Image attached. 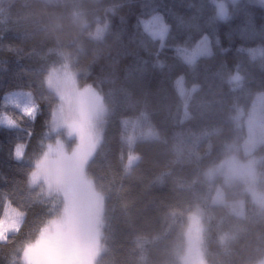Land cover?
<instances>
[{
  "label": "trees",
  "instance_id": "trees-1",
  "mask_svg": "<svg viewBox=\"0 0 264 264\" xmlns=\"http://www.w3.org/2000/svg\"><path fill=\"white\" fill-rule=\"evenodd\" d=\"M156 15L168 27L163 41L143 27ZM96 25L107 27V36L91 48L88 33ZM69 31L77 37L71 44ZM204 38L210 52L198 57ZM259 50L262 56L254 57ZM66 61L80 86L91 83L102 92L107 109L102 143L87 169L103 194L99 225L72 252L75 245L65 239L76 227L58 241L51 232L40 240L62 202L30 184L55 139L49 132L60 99L45 78ZM180 79L196 88L187 106ZM16 92L35 97L34 119L5 102ZM262 94L264 0H241L223 22L212 0H23V6L0 0V117L15 124L0 127V217L9 202L26 213L19 233L0 241V264H22L25 255L34 264L51 252L57 264H183L189 217L197 211L206 264H264V210L239 187L225 192L226 204L214 205L218 183L207 176L245 140L237 116ZM136 122L154 134L129 145L127 124ZM19 147L25 148L21 160ZM257 154V187L264 192V144ZM239 201L244 218L232 211Z\"/></svg>",
  "mask_w": 264,
  "mask_h": 264
},
{
  "label": "rangeland",
  "instance_id": "rangeland-1",
  "mask_svg": "<svg viewBox=\"0 0 264 264\" xmlns=\"http://www.w3.org/2000/svg\"><path fill=\"white\" fill-rule=\"evenodd\" d=\"M212 1L217 5L220 21L223 22L229 19L232 7H235L241 0ZM143 27L151 37L159 41L164 40L168 31V27L160 15L143 21ZM106 28L105 26L101 27L99 31L100 37H103ZM88 40L91 48H93L100 39L94 41L88 37ZM209 47H211L209 39L204 38L196 47L194 53L198 57L208 55L210 52ZM262 53L263 51L259 50L255 51L253 55L254 57H259L262 56ZM90 55H87L79 62L80 68L88 64ZM184 57L186 58L185 55ZM65 67L78 77V71L72 69L70 65H64L52 71L59 72ZM49 82H52L51 79ZM96 89L103 97L102 92L98 88ZM195 90L196 88H190L184 79L178 81V91L186 106ZM26 94L27 92L8 94L5 96V102L24 113L23 106L18 108L10 101L17 97H24ZM31 99L35 101V97L32 94ZM37 114L38 111L36 116ZM105 118L106 113L100 115L99 118L96 117L86 96L78 98L71 106H64L59 100L53 111V121L49 132V135L54 136L55 139L48 145L46 159L40 166L37 165L31 177L32 180L36 181L32 185L40 186L45 196H58L59 201L62 202V213L57 218L61 221L60 226L51 231L53 240H60L65 233H68L71 227H76L81 231V235L77 237L74 232L76 231L75 228L72 235L65 239L66 243L70 241L69 243L75 245V248L69 246V252L76 250V247L80 246L82 241H84L83 235L90 237L87 235L89 228L92 229L99 225L97 218L99 215L101 216L99 204L103 205L101 203L103 194H101L100 189H97V185L89 176L87 169L102 143ZM237 120L238 122L242 120L244 132L246 133L245 140L240 144V147L229 149L220 164L207 172L209 180L211 182L217 181L218 183L213 203L214 205L226 204L225 192L227 190L234 191L236 187H239L259 209L264 210V192L259 191L257 187L260 180L259 165L261 162V157L257 153L264 144V94L257 98L250 111L245 114L240 112ZM14 126V122L8 116L0 117V127L12 128ZM127 126L129 127V145H133L137 139L149 138L154 134L149 129H141L139 122L128 123ZM24 151V147L17 148V160H21ZM135 159L133 157L131 161H135ZM53 189L58 190L53 191ZM232 211L236 215L241 211L245 214V203L239 201L232 204ZM86 231L87 233L85 234ZM13 233L16 232H5L0 229V241H6L8 236ZM204 233L203 215L197 211L189 217L186 229V251L181 260L183 264H202V257L198 248L203 244ZM103 252L104 250L102 249L99 251V253ZM57 257L53 252H51V255H38L34 264H57ZM99 257L94 259L93 262H97L96 260Z\"/></svg>",
  "mask_w": 264,
  "mask_h": 264
},
{
  "label": "clouds",
  "instance_id": "clouds-1",
  "mask_svg": "<svg viewBox=\"0 0 264 264\" xmlns=\"http://www.w3.org/2000/svg\"><path fill=\"white\" fill-rule=\"evenodd\" d=\"M97 3H101L102 0H96ZM11 4L20 3L23 6V0H10ZM101 29L100 25H96L95 28L92 29L90 33H88L89 37L92 40L103 39L106 38L107 32L104 31L103 37L99 36V31ZM68 38V42L71 44L77 38L71 31L66 34ZM80 52L83 53L84 49L81 45H77ZM66 65L68 62L66 61ZM51 79L52 82H49ZM45 85L49 88L50 91L54 92L62 102L64 106H71L78 100V98L82 96H86L89 99V103L92 111L99 118L100 115L106 113L107 109L103 105V97L97 91L95 86L91 83L87 84L84 87L80 86L78 77L75 73L68 70L67 67L60 70L59 72L50 71L49 77L45 78ZM16 107L23 106L24 113L33 119L36 116V113L39 109V104L35 103L34 100L31 99V93H27L24 97L14 98L12 101ZM36 181L30 178V184L35 183ZM58 189H53V191H57ZM51 194V193H49ZM26 213L20 212L18 209L12 207L10 202L6 205L3 217H0V229L7 231H15L19 233L21 228L23 227L24 217ZM240 218H244L243 212L237 213ZM61 221L59 219H53L49 221L42 229L40 240L43 239L53 230L57 229L60 226ZM30 246L26 245V248ZM22 264H27V255L22 256ZM202 264H206V261L201 258Z\"/></svg>",
  "mask_w": 264,
  "mask_h": 264
}]
</instances>
